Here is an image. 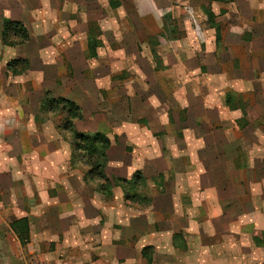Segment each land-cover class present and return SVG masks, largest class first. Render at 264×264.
<instances>
[{
    "label": "rangeland",
    "instance_id": "obj_1",
    "mask_svg": "<svg viewBox=\"0 0 264 264\" xmlns=\"http://www.w3.org/2000/svg\"><path fill=\"white\" fill-rule=\"evenodd\" d=\"M112 1L114 8L108 6L106 0L97 1L94 8L91 7L92 0H54L50 15L28 20L31 34L28 42L14 33L8 34L4 40L3 44L11 49H0V201L9 197L12 202L16 199L22 202L18 205L27 206L32 200L29 192L37 188L38 191L52 190L44 198L38 191L33 194L34 201L48 204L58 191L82 184L95 201L102 204L122 202L125 205L121 208L122 213L131 209L134 216L142 214L139 219L143 218V221L147 210L142 206L150 201L161 203L164 210H158L171 215L177 212L174 208L179 205L189 211L190 204L185 202L188 197L183 196V192L180 191L175 199L173 197L177 193L174 186L178 185V190H181L188 178L179 174L192 171L188 157H180L181 150L185 148L184 141L191 140L195 129H198L197 135L207 133L211 138H220L222 133L216 126L224 119L216 104L223 103V94L226 97L228 92L239 94L245 105L243 113L238 110L241 117L236 123L242 128L247 127L250 121L253 123L256 114L254 98L247 91L240 92L244 89L245 78L251 76L252 50L248 49V42L242 43L243 40L242 46L240 43L235 47L238 41L234 43L236 39L231 35L228 38V33L226 36L224 22H219L222 43L215 44V32L206 22L204 11L209 8L217 12L213 2ZM231 3L233 14L228 25L234 23L235 15L242 7L245 9V6L232 0L228 2ZM135 5L151 12L156 10L165 16L160 20L162 28L159 32L152 21L138 16ZM100 15L102 22H98L105 29L101 36V49L97 51L96 59L88 60L84 57L86 24L89 19L100 20ZM154 20L158 23L157 17ZM250 27L248 30L251 31ZM256 33L264 32L261 29ZM24 59L28 61H22ZM157 74L159 81L153 80ZM223 78L226 84L222 83ZM236 79L238 82L234 81ZM208 95L210 100H207ZM61 98L73 100L79 106L82 119L73 122L75 133L100 134L109 142L103 169L109 187L103 185L100 179L86 175L88 161L77 149L74 133L66 128V113L58 103ZM229 110L230 113L237 111ZM146 118L149 123L142 122L140 132L128 128L131 121ZM205 122L211 129L205 128ZM259 122V125H264V118L260 117ZM248 131H252L250 125ZM247 136L251 137L250 134ZM132 140V145L127 143ZM33 143L36 153L28 155ZM98 147L102 150L101 145ZM25 153L27 155L23 157ZM235 164V172L239 171L240 178L245 160H238ZM177 181L181 182L180 185ZM7 186L19 189L10 190L7 196L3 193ZM101 186L110 191V197L106 192L100 193ZM235 191L239 197L243 196L238 185ZM166 193L169 196L164 197ZM60 200H64L63 194ZM174 200H177L176 203ZM224 204L230 207V204ZM102 209V233L97 246L100 251L109 253L116 249V245L123 247V244H117L120 237H114V234L123 230L124 226L118 218L119 212ZM154 209L153 206L152 211ZM182 211L185 218L195 216ZM208 211L211 216V210ZM33 217L36 218L35 215ZM108 221L111 223L108 224ZM154 228L159 230L158 226ZM215 231L217 233L212 240ZM224 232H227L225 225H216V228L206 225L199 237L192 235L189 227L180 220L177 225H163V239L158 241L163 257L152 258V250L156 252L152 244H156L155 238L150 241L134 238L132 242L136 249L150 246L142 250L147 264H162L164 260L175 261V264H224L219 255L215 258H210V254L204 255L210 241L216 244L213 251L220 253L218 242ZM172 234V242H169L168 237ZM17 240L22 252L20 257L26 255L14 262L0 252V264L4 261L5 264H86L79 249L86 251L87 244L68 253L64 241H35L29 248V237L23 243ZM7 243L5 245H10ZM188 249L196 254L189 256ZM168 251L169 254L166 253ZM139 256L135 250L132 264H145V261L140 262ZM117 260L118 264H124L123 257Z\"/></svg>",
    "mask_w": 264,
    "mask_h": 264
},
{
    "label": "crops",
    "instance_id": "obj_2",
    "mask_svg": "<svg viewBox=\"0 0 264 264\" xmlns=\"http://www.w3.org/2000/svg\"><path fill=\"white\" fill-rule=\"evenodd\" d=\"M97 1L99 0H92L91 7L95 8ZM106 1L108 6L113 7L112 0ZM229 1L208 0L209 3L213 2L212 4H215L218 8L217 12L209 8L208 10L212 14L215 23L219 25V22H224L226 24V36L228 33V38L231 35V38L236 39L234 43L238 41L235 47L240 45L243 40L242 43L248 42V49L252 50L249 68L251 76L245 78L244 89L240 92L247 91L250 94L249 96L254 98V112L256 114L253 123L250 121V124H248L252 128V131H248V126L244 128L238 127L239 125L236 121L240 119L241 112L237 109V111L230 113L225 104V95L223 94V103L220 101V103L216 104L217 108L220 109L222 119H224L216 126L220 128V132L222 133L220 138H211L207 133L205 135L202 133L197 135L198 129H195L191 140L184 141L185 148L181 150L180 157H188L192 171L186 172L183 175L182 173L179 174L181 177L188 178L186 183L181 187V190H178V185L174 186V191L177 193L173 197L175 199L180 191L183 192V196L188 197V200H185V202L190 204V210L181 208V205H179V207L174 208L177 212L175 213L174 211L171 215L169 212H160L158 210H164V206L161 203L155 202L158 205L156 207L150 201L146 206H142L143 209L147 210L146 218L143 221V218L139 219V217H143L141 216L142 214L134 216L130 211L131 209H127L128 211L125 209L122 213L121 208H125L122 202L116 203L110 201L108 204H102L100 201H95L94 197L87 194L88 190L82 184L80 186H67L63 192L62 190L58 191L56 197L48 200V204H45L43 201L40 204L34 201L33 194H36L38 190L37 188L34 190L30 189L31 192L29 194H31L32 200L28 201L27 206L23 204L22 206L18 205L22 202L19 203L16 199L12 202L9 197H4L6 200L2 199L0 201V252H2L3 257L6 256L7 260L12 259L14 262H17L18 259H22L26 255L23 254L20 257L22 252L17 240L18 237L16 231L11 228L14 222L26 220L28 226L27 240L28 237L30 238V244L27 245L29 248L35 241H64L68 247L67 252L70 253L73 249L85 247L84 244H87L86 251L79 249L82 252L81 255L85 258L86 264H118L119 261L117 259L121 257L125 259L124 264H132L133 252L137 250V253L141 255L139 256L140 262L145 261V264H147L146 260L142 257V250L150 246H141L139 249H136L135 244L132 242L134 238L145 241L155 238L157 242L156 244H152L155 245L156 252L154 253V250H152V258L153 256H162L160 255L162 250H159L158 241L159 239H163V225L166 227L177 225L178 220H180L182 224L189 227L192 235L199 237L203 235L201 233L203 226H214V228H216V225L226 226L227 232L223 233L221 240L218 242L221 250L220 253L213 251V249H216V244L211 243L209 239L210 242L206 245L207 248L204 255L210 254V258H215V256L219 255L218 257L221 258L224 264H264V125H259L260 117L264 118V33H260L259 35L256 33L261 29L264 32V0H232L235 4L245 6V9L243 10L242 7L239 10L240 13H236L234 23L228 25V21L233 14L230 11L233 3L228 4ZM53 4L54 0H0V49H11L3 44L4 40L7 39L6 35H4V22L19 23L23 26L28 35L26 41L28 42L31 39L27 25L28 20H35L37 16L50 15L53 11ZM135 9L138 16L143 20L152 21L156 29H158L157 32H159L162 28L160 20L164 18L162 13L160 15L156 10L151 12V10L138 5H135ZM155 17H157L158 23L155 22ZM98 21L102 22V15H100V20L98 18L97 20L96 18L89 19L86 24L85 47L90 25H95L98 33L96 37V41L98 42V47L95 50L96 56L88 60L96 59L98 57L97 51L101 49V36L105 32V29ZM248 26H251V31L248 30ZM232 47L235 48L234 46ZM84 57L86 58L85 52ZM1 59L0 55V62ZM22 61L28 60L24 59ZM208 78L213 79L215 76H209ZM153 80L159 81L160 76L158 74L157 76L155 75ZM189 81L191 83V79ZM213 81L216 82L218 80ZM221 81L226 84L224 78ZM234 81H237V79ZM238 95L236 96L239 97ZM241 95L243 98L246 97L243 94ZM210 99L211 97L208 95L207 100ZM69 101L75 103L73 100ZM75 104L78 106L77 103ZM142 122L147 124L149 120L146 118V120L142 121H131L128 123V128L140 132L142 130ZM204 125H206L205 128L211 129V127L207 126L206 122ZM230 134L232 136H229ZM248 134L251 137L247 136ZM127 143L132 145L134 141L132 140V142ZM34 145L35 143H33L32 149L29 148L28 155L31 153L35 155L36 149ZM12 153L15 155V152ZM26 155L25 153L23 157ZM238 160L241 162L245 160L240 178L239 171L235 172V169H237L235 163ZM234 173H237L235 181L233 180ZM178 183L180 185L181 182L177 181ZM237 185L243 192L242 197L236 195L235 188ZM17 189L19 188L7 186V188H4L3 193L8 196L10 190ZM47 192H52V190L38 191L42 198L48 195ZM62 194L64 200H60ZM166 196H169V194L166 193L164 197ZM176 201L174 200L175 203ZM224 203L230 204V207H226ZM153 206L155 207L154 211H152ZM102 207L111 212H119L118 218L120 217L124 226L123 230L115 231L114 234V237L115 235L120 237L117 244H123V247L116 245L117 250L109 251V253L100 251V247L97 246L98 239L101 238L102 233ZM225 208L227 209L224 210ZM209 209L212 213L211 216L209 215ZM102 210L105 211L104 209ZM182 210L188 213L191 212L195 216L185 218ZM150 211H152L151 218L149 217ZM34 215L36 218L33 217ZM136 218L137 220H134ZM169 221H171V224ZM184 221L186 223H183ZM109 223L111 221H108ZM118 225H120L119 222ZM154 226H158L159 230L154 228ZM150 227L152 228L151 230ZM216 233L217 231L212 234V240H214ZM172 238L173 234L168 237V241L170 242L171 240L172 242ZM6 242L10 245H5ZM79 242L87 243L81 244ZM153 245H151L152 248L154 247ZM188 252L189 256L196 254V252L190 249H188ZM166 253L169 254V251ZM175 263L172 260H164L162 264Z\"/></svg>",
    "mask_w": 264,
    "mask_h": 264
},
{
    "label": "trees",
    "instance_id": "obj_3",
    "mask_svg": "<svg viewBox=\"0 0 264 264\" xmlns=\"http://www.w3.org/2000/svg\"><path fill=\"white\" fill-rule=\"evenodd\" d=\"M214 1V0H209ZM114 6V2L112 4ZM205 15H206V22L210 24V27L213 28L215 32V44L219 45L221 43V31L220 26L215 23L214 18L210 11L208 9H205ZM165 17V16H164ZM96 32V33H95ZM14 33L21 37L23 41H27L28 35L27 32L24 30L23 26H21L19 23H9L4 22V35ZM97 33V27L95 25H90L89 31H88V37H87V44H86V58L92 59L95 58V50L98 47V42L96 41ZM59 104L62 105V110L66 113V128L68 131L74 133L75 140H77L78 145L77 149L81 151L87 161H88V168L89 171L87 172L88 177H95L102 181L103 185H106L109 187L110 183L106 179L103 173V169L105 167V164L107 162L106 152L108 150V141L102 137L100 134H96L94 136L90 135H81L77 134L73 130V122L75 120H81L82 114L79 109V107L73 103L72 101L66 100V99H59ZM225 104L228 107V109L232 110H241L243 113V107L245 106L242 99L240 97H237L236 95L232 93H228L225 97ZM239 125V124H238ZM245 126V124L243 125ZM240 128L242 126L239 125ZM99 145L102 146V150L99 149ZM100 193H107V196L110 197V191H106V189L101 186L99 187ZM27 222L26 220H20L17 222H14V224L11 225L12 230L16 231V235L20 242H26L27 241V234H28V228H27Z\"/></svg>",
    "mask_w": 264,
    "mask_h": 264
},
{
    "label": "built area",
    "instance_id": "obj_4",
    "mask_svg": "<svg viewBox=\"0 0 264 264\" xmlns=\"http://www.w3.org/2000/svg\"><path fill=\"white\" fill-rule=\"evenodd\" d=\"M31 264H42V263H40V262H33V263H31Z\"/></svg>",
    "mask_w": 264,
    "mask_h": 264
}]
</instances>
